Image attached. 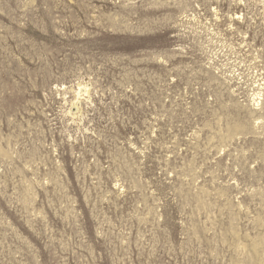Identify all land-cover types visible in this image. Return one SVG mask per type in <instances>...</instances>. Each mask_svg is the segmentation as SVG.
I'll return each instance as SVG.
<instances>
[{"label": "rangeland", "instance_id": "obj_1", "mask_svg": "<svg viewBox=\"0 0 264 264\" xmlns=\"http://www.w3.org/2000/svg\"><path fill=\"white\" fill-rule=\"evenodd\" d=\"M0 264H264V0H0Z\"/></svg>", "mask_w": 264, "mask_h": 264}]
</instances>
